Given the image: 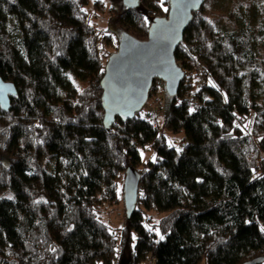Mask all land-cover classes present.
<instances>
[{
    "label": "trees",
    "instance_id": "1",
    "mask_svg": "<svg viewBox=\"0 0 264 264\" xmlns=\"http://www.w3.org/2000/svg\"><path fill=\"white\" fill-rule=\"evenodd\" d=\"M208 1L174 51L183 73L206 68V82L183 77L169 96L155 79L147 101L163 91L162 114L143 107L107 128L101 69L120 33L90 20L105 2L0 0V77L17 90L0 107V264H241L264 254L261 60L246 30L217 31ZM167 3L118 10L111 0L108 14L142 40ZM179 131L177 145L167 133ZM147 146L155 159L143 162ZM127 166L139 172L136 205L114 228L98 212L123 198Z\"/></svg>",
    "mask_w": 264,
    "mask_h": 264
},
{
    "label": "water",
    "instance_id": "2",
    "mask_svg": "<svg viewBox=\"0 0 264 264\" xmlns=\"http://www.w3.org/2000/svg\"><path fill=\"white\" fill-rule=\"evenodd\" d=\"M205 0H167L168 11L162 17H154L145 39H139L121 31L115 51L106 58L102 88L103 120L109 128L116 118L124 121L134 117L149 98V90L155 79L164 83L169 96H175L184 73L174 58V51L183 38L192 13ZM127 8L136 7L138 0H122ZM195 5V6H192ZM16 87L0 77V107L7 110L9 96L16 94ZM123 202L128 218L136 205L139 172L127 166L123 179ZM264 254L241 264H259Z\"/></svg>",
    "mask_w": 264,
    "mask_h": 264
},
{
    "label": "rangeland",
    "instance_id": "3",
    "mask_svg": "<svg viewBox=\"0 0 264 264\" xmlns=\"http://www.w3.org/2000/svg\"><path fill=\"white\" fill-rule=\"evenodd\" d=\"M105 2V11L98 10L95 14L90 15V20L99 29H110L112 32L120 33V28L117 25L114 16L108 14V5L111 0H103ZM112 4L119 10L122 5V0H112ZM89 10L91 7L89 6ZM205 15L214 21L215 28L220 33H227L231 30H246L251 34L253 50L260 58V77L255 81V97L264 106V0H210L205 9ZM111 50V48H109ZM106 53V51L104 52ZM108 54V53H107ZM157 98L160 101L163 96V91L159 89ZM159 101L156 106L160 105ZM154 99L146 101L144 108L153 107ZM162 114L161 112H159ZM169 140L179 145L180 140L184 137L182 131L177 133H167ZM155 152L152 147L147 146L145 149H140V156L143 162L148 158H153ZM125 203L123 198L116 204L105 203L99 209L98 214L103 222L111 227L117 228L122 225L125 219ZM154 221H157L161 215L150 211ZM203 264V263H202Z\"/></svg>",
    "mask_w": 264,
    "mask_h": 264
},
{
    "label": "built area",
    "instance_id": "4",
    "mask_svg": "<svg viewBox=\"0 0 264 264\" xmlns=\"http://www.w3.org/2000/svg\"><path fill=\"white\" fill-rule=\"evenodd\" d=\"M207 69L204 68V67H201V66H196V67H193V68H190L188 69L187 71H185L184 73V76L183 77H187L189 78H194V79H197L199 80L201 83H205L206 82V75H205V71ZM158 87H161V84H162V81L158 80ZM159 101L157 96H155L154 98V106L153 107H150L149 108V114H150V117H154L156 115V112L160 111V107L161 105L158 104V107L156 106V102ZM189 101H190V104L191 106H199V104L201 103L200 101H198V99L195 97V96H192L189 98Z\"/></svg>",
    "mask_w": 264,
    "mask_h": 264
},
{
    "label": "snow or ice",
    "instance_id": "5",
    "mask_svg": "<svg viewBox=\"0 0 264 264\" xmlns=\"http://www.w3.org/2000/svg\"><path fill=\"white\" fill-rule=\"evenodd\" d=\"M161 7H163V0H161V5H160ZM192 6H195V5H192ZM164 11H168V9L167 8H165L164 9ZM101 71H103V69H101ZM190 111H191V109H190ZM171 146V145H170ZM177 151H179V149L177 150ZM153 159H155L154 157H153ZM9 198H11V197H9ZM262 231H264V229H261ZM161 239H163V237H161ZM53 251H55V249H53Z\"/></svg>",
    "mask_w": 264,
    "mask_h": 264
}]
</instances>
